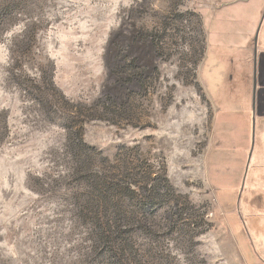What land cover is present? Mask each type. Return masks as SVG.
I'll use <instances>...</instances> for the list:
<instances>
[{
    "label": "rangeland",
    "instance_id": "1",
    "mask_svg": "<svg viewBox=\"0 0 264 264\" xmlns=\"http://www.w3.org/2000/svg\"><path fill=\"white\" fill-rule=\"evenodd\" d=\"M261 10L0 0V264H111L108 223L125 264H264L241 81Z\"/></svg>",
    "mask_w": 264,
    "mask_h": 264
},
{
    "label": "crops",
    "instance_id": "2",
    "mask_svg": "<svg viewBox=\"0 0 264 264\" xmlns=\"http://www.w3.org/2000/svg\"><path fill=\"white\" fill-rule=\"evenodd\" d=\"M254 24V30L250 33L249 37L250 42L245 46L246 48H243L245 53H249L248 57H245L244 62L247 65L250 64V68L248 71L247 67H245V75L243 79L241 78V81L244 84L245 92L249 98V107L246 106L244 109L248 113L249 124L253 121L256 126L255 138L252 139L253 146L255 145L253 152H257L258 158L255 160L254 157H257V155L253 154L254 157L252 156L249 166L253 162H256L251 168L252 171L253 168L255 171H258L260 183L259 193H262V212L264 216V12L262 13V10L259 16H256V23L254 22ZM257 32L258 43L256 47L255 37ZM252 171L250 172L252 173Z\"/></svg>",
    "mask_w": 264,
    "mask_h": 264
},
{
    "label": "trees",
    "instance_id": "3",
    "mask_svg": "<svg viewBox=\"0 0 264 264\" xmlns=\"http://www.w3.org/2000/svg\"><path fill=\"white\" fill-rule=\"evenodd\" d=\"M107 227L109 229L108 233L110 234L109 242L111 243L112 246V248L109 249L111 264H125L123 261H125V255H127V250L124 249L122 244H120L123 240V237L121 236L122 233L117 230L116 232H114L112 230L113 227L109 223L107 224ZM100 230L107 231L104 225L100 227Z\"/></svg>",
    "mask_w": 264,
    "mask_h": 264
},
{
    "label": "water",
    "instance_id": "4",
    "mask_svg": "<svg viewBox=\"0 0 264 264\" xmlns=\"http://www.w3.org/2000/svg\"><path fill=\"white\" fill-rule=\"evenodd\" d=\"M257 36H258V32H257V34H256V40H255V46L257 47V43H258V38H257Z\"/></svg>",
    "mask_w": 264,
    "mask_h": 264
}]
</instances>
